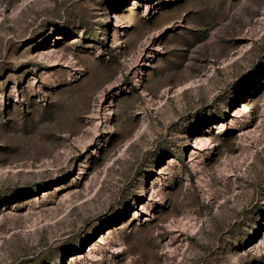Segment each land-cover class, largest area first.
<instances>
[{"label":"rangeland","instance_id":"obj_1","mask_svg":"<svg viewBox=\"0 0 264 264\" xmlns=\"http://www.w3.org/2000/svg\"><path fill=\"white\" fill-rule=\"evenodd\" d=\"M0 264H264V0H0Z\"/></svg>","mask_w":264,"mask_h":264}]
</instances>
